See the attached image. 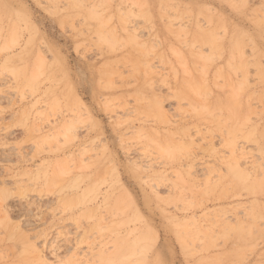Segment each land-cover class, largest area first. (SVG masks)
<instances>
[{"label":"rangeland","instance_id":"obj_1","mask_svg":"<svg viewBox=\"0 0 264 264\" xmlns=\"http://www.w3.org/2000/svg\"><path fill=\"white\" fill-rule=\"evenodd\" d=\"M0 264H264V0H0Z\"/></svg>","mask_w":264,"mask_h":264},{"label":"bare ground","instance_id":"obj_2","mask_svg":"<svg viewBox=\"0 0 264 264\" xmlns=\"http://www.w3.org/2000/svg\"><path fill=\"white\" fill-rule=\"evenodd\" d=\"M39 258H42V256L41 255H37Z\"/></svg>","mask_w":264,"mask_h":264}]
</instances>
